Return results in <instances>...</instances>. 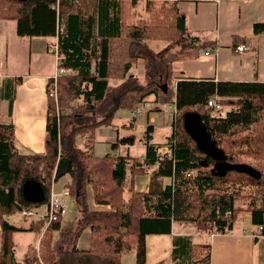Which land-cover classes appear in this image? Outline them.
I'll return each instance as SVG.
<instances>
[{"label":"trees","instance_id":"trees-1","mask_svg":"<svg viewBox=\"0 0 264 264\" xmlns=\"http://www.w3.org/2000/svg\"><path fill=\"white\" fill-rule=\"evenodd\" d=\"M135 6L138 0H131ZM145 19L123 21L122 0H0V19L17 22L21 37L57 38L59 66L57 95L49 96L47 133L43 153H20L14 124L0 122V264H20L15 254L17 232H41L39 219L29 228L12 224L8 217L24 208L50 200L52 185L71 175L70 195L78 212L74 226L62 229V219L44 230L39 249H30L24 264H122V255L136 253V264H147V236L169 234L173 222H193L201 231L224 233L233 228L244 208L237 197L251 200L247 210L264 234V82L215 81L174 78L173 64L195 59L214 44L206 32L189 30L183 13L173 3L148 0ZM264 34V22L254 24ZM167 42L161 50L147 42ZM251 38L234 36L233 45H249ZM139 58L146 62L140 79L129 74ZM113 80L120 81L113 83ZM22 77L15 79V84ZM154 95L157 102L175 104L177 117L168 138L169 152L161 154L152 142L148 125L143 159L109 152H94V134L110 126L120 109H132ZM216 98L220 107L208 104ZM14 95L10 99L12 114ZM232 109L221 114L224 104ZM195 112L204 120L224 158L202 151L184 127L185 115ZM85 138V147L79 140ZM134 141V136L123 141ZM130 165L133 177L152 170L148 192L131 188L124 200L125 178ZM226 165H237L225 172ZM163 176H171L164 185ZM38 182L41 200H29L25 185ZM97 203L109 210H92L88 188ZM244 190L245 196L240 195ZM257 201V203L255 202ZM86 228L91 229L89 249L78 247ZM62 229L52 248L53 233ZM182 242V250L186 249ZM187 264H210L211 244L194 245Z\"/></svg>","mask_w":264,"mask_h":264},{"label":"crops","instance_id":"crops-1","mask_svg":"<svg viewBox=\"0 0 264 264\" xmlns=\"http://www.w3.org/2000/svg\"><path fill=\"white\" fill-rule=\"evenodd\" d=\"M130 1L122 0L123 21H136L149 16L145 8L148 0H138L135 6H132ZM159 1L166 2L168 7H172L174 3L178 11L184 14L189 30L206 32V40L214 43L204 48L200 56L195 59L176 61L173 64L176 80L193 78L264 82V34L254 33V24L264 22V0ZM234 36L251 38L249 45L239 44L247 46L245 51L236 50L238 45L236 47L233 45ZM150 42L148 41L147 44L149 43L151 47ZM53 43H57V38L21 37L17 33L15 20L0 19V122L14 124L16 144L20 153H43L45 151L48 83L50 78L56 74L60 62L57 52L50 49ZM129 74L144 79L145 60L137 59L130 67ZM17 77H22V81L15 84ZM112 82L119 83L120 81L113 80ZM13 95L14 103L12 114H10V99ZM143 104L146 107L143 105L139 108L118 110L110 126H103L96 130L100 137L105 135L106 142L112 141L113 147L107 153L113 152L117 155L137 157L138 160L143 159L146 154L145 135L148 125H152L150 131L153 137L152 142L160 146L161 154L169 152L168 138L173 129L172 113L176 109L175 104L163 105L156 101L154 95L148 96ZM138 109L141 112H137ZM137 114L146 116V128L141 139L139 138V142L145 146L141 157L132 151V148L138 145V137L133 133L136 128ZM117 121L118 123H115ZM111 132L116 133L115 137H112ZM124 132L127 134L123 135ZM129 136H134L135 140L133 142L123 141ZM82 139L84 142H79V144L86 148L85 138ZM117 149L122 152L119 154ZM130 165L131 163L127 167L125 178L124 200L126 204H129L132 187L139 192L149 191L150 173L156 168V166L149 167L147 174L133 177ZM71 180L70 174L64 175L53 183L52 189L60 192L68 187ZM162 181L164 185H171L173 178L163 176ZM59 185H61L60 190L57 189ZM70 196L64 197L67 212L62 219V229L72 228L79 214L76 201ZM88 205L92 210L110 209L109 205L95 201L92 187L88 188ZM68 206L71 208L70 211ZM33 219L38 221L40 218L34 217ZM12 224L24 228L31 226V223L27 224L24 221ZM46 227L45 224L40 233L24 231L26 234L33 233L36 241H31L22 248L20 257L17 254L19 244L15 241V254L20 264H24V257L32 247L40 245ZM62 229L54 231L52 248L60 240ZM256 230L257 227L252 224L251 213L247 207L239 214L233 228L224 233H215L212 230L201 231L193 222L174 221L169 234L147 236V264H187L183 256L186 254V259L190 260L189 247L208 243L211 244L210 264H264V234L258 236L255 234ZM85 235L88 238L82 241ZM184 241L189 245L182 250ZM90 246L91 229L86 228L78 241V247L89 249ZM121 261L122 264H136V253L131 251L123 254Z\"/></svg>","mask_w":264,"mask_h":264},{"label":"rangeland","instance_id":"rangeland-1","mask_svg":"<svg viewBox=\"0 0 264 264\" xmlns=\"http://www.w3.org/2000/svg\"><path fill=\"white\" fill-rule=\"evenodd\" d=\"M166 44H167V42H158V41H151L150 42L151 47L153 49H155V50L163 49L166 46ZM143 105H145V104H143V103L139 104L138 108H139V106L142 107ZM145 107H146V105H145ZM149 107L150 106L148 105V108ZM230 109H232L231 104H227V103L224 104L223 111H222L221 114L222 115L225 114ZM167 114H169V113L167 112ZM176 117H177V114L176 113L174 114V112H173L172 113L173 120ZM115 123H118V121L115 122ZM145 128H146V116L143 115V114H137L136 128L133 131V133L135 135H137V137H138V139H137V144L138 145H137L136 148H132V151L134 152V154L138 155L139 157L142 156L143 150L145 149V146L141 142H139V138L141 139V137L143 136ZM111 134H112V137H115V135H116L115 132H111ZM126 134H127L126 132L123 133V135H126ZM79 142L82 143V142H84V140L80 139ZM93 142H94V152H95L96 155H99V156H103L108 151H110L112 149V147H113L112 141L111 142H106L105 141V135L100 137V134L98 135V132H95L94 138H93ZM80 145H82V144H80ZM117 152L120 154V152H122V151L120 149H117ZM60 186L61 185H59V187L57 188L58 190H60V188H61ZM68 188H69V185H68ZM240 195H242V196L246 195L244 193V190L241 189ZM70 198L72 199V196H70ZM70 201H72V200H70ZM250 202H251V200L245 199L244 197H241V196L237 197V201H236L238 206H241V207H244V208H246ZM255 202L257 203V201H255ZM70 209L71 208L68 206V210L69 211H70ZM8 220L11 223H17V222H20V221H24L27 224H29V223L32 224V223L37 221V219H26V218L22 217L21 213H17V214H14V215L8 217ZM257 233H258V235H262V230H261V232H258V230H256L255 234H257ZM86 237L88 238V236H86V235L83 236L82 241L84 239H86ZM15 241L19 244V248L17 250V254H18V257H20L21 256V249L24 248L25 246H27L29 242L36 241V236L33 233H27L26 234V232H19V233L15 234ZM35 248L39 249V246L38 247H32V249H35Z\"/></svg>","mask_w":264,"mask_h":264},{"label":"built area","instance_id":"built-area-1","mask_svg":"<svg viewBox=\"0 0 264 264\" xmlns=\"http://www.w3.org/2000/svg\"><path fill=\"white\" fill-rule=\"evenodd\" d=\"M50 49L57 52L58 44H51ZM246 49L247 46L245 45H240L236 47V50L238 52H243ZM64 73H66V70L59 66L56 74L50 78L48 83V97L57 95L58 77ZM208 104L212 107H220L219 104L216 102V98L214 97L209 99ZM137 112H141V110L138 109ZM175 113L176 109H174V114ZM68 196H70V189L68 187H65L60 192H55V189H52L50 200L47 204L33 208H24L21 213L26 219H33L34 217L45 219L46 226H48L51 222L57 221L60 217H63L65 215V213L67 212V207L64 202V197ZM257 230L258 232H261L262 227H257ZM256 235H258V233Z\"/></svg>","mask_w":264,"mask_h":264},{"label":"water","instance_id":"water-1","mask_svg":"<svg viewBox=\"0 0 264 264\" xmlns=\"http://www.w3.org/2000/svg\"><path fill=\"white\" fill-rule=\"evenodd\" d=\"M184 127L195 139L198 147L202 151L218 158H224L223 152L217 147L216 141L212 138L204 120L199 114L195 112L186 114L184 118ZM234 168L240 169L237 165H226L225 172ZM25 195L29 200H41L44 197V190L38 182L29 181L25 185Z\"/></svg>","mask_w":264,"mask_h":264},{"label":"bare ground","instance_id":"bare-ground-1","mask_svg":"<svg viewBox=\"0 0 264 264\" xmlns=\"http://www.w3.org/2000/svg\"><path fill=\"white\" fill-rule=\"evenodd\" d=\"M240 46V45H239ZM58 52V51H57Z\"/></svg>","mask_w":264,"mask_h":264}]
</instances>
